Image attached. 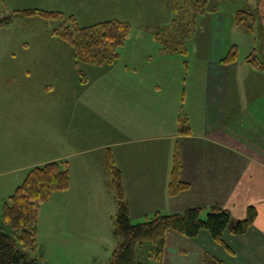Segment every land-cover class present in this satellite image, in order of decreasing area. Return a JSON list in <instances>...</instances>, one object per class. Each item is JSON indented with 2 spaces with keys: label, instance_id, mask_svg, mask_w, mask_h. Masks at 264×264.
Wrapping results in <instances>:
<instances>
[{
  "label": "rangeland",
  "instance_id": "1",
  "mask_svg": "<svg viewBox=\"0 0 264 264\" xmlns=\"http://www.w3.org/2000/svg\"><path fill=\"white\" fill-rule=\"evenodd\" d=\"M255 5L264 29V0H0V17L14 11L39 9L60 12L64 16L73 15L80 26L107 20L124 21L130 26L129 35L119 47V58L114 63L98 66L80 62L76 65L71 48L52 35L59 20L17 13L9 24L0 27V72H27L28 81L32 83L28 86L30 94H27L31 98L33 88H42L47 83L54 88H62L67 102L73 105L70 117L65 118V125H70V136L78 137L80 142L88 138V147H95L98 144H94L90 135L97 134L98 140L101 139L99 142H105L109 139L111 126L119 128L124 121L118 115L121 105L133 104L135 109L141 105L142 110L155 113L157 106L164 104L167 127L171 122L168 116L173 112L169 109L177 104L184 91L186 107L191 104L195 114L205 110L208 97L192 84L204 82L198 77L207 71L205 59L210 53L212 31L220 32L213 40L224 41L225 47L229 42L237 43L239 50L235 67L244 68L239 73L231 70L229 95L224 101L242 104L262 95L264 83L252 78L262 72L252 71L245 63V57L257 45L253 43L250 32L234 23L238 9H249ZM57 95H54L55 100ZM11 97L13 101V94ZM189 112L192 111L189 109ZM154 116L156 120L157 112ZM146 118V121L151 119ZM31 121V125L16 128V132L33 136V118ZM144 125L138 122L130 125L133 133L140 132L136 137L143 135ZM149 127L151 124L145 129L149 130ZM171 142L172 139L146 138L122 146L117 154L145 153L143 157L147 162H155L160 168H165L171 156ZM57 153L67 155V152L55 149L48 159L56 157ZM112 154L117 155L115 149ZM87 155V161L83 160V171H76V177L82 183L91 179L97 189L103 190L104 185L99 187L103 180L100 160H104L105 150L84 156ZM79 159L71 162L76 163ZM137 164L142 163L139 160ZM5 193L0 192V195ZM58 197L60 195H54L51 201L40 206L41 223L33 256L39 259L40 264H109L116 243L113 234L115 216L109 214L115 201L113 195L110 203H105L104 198L92 206L83 204L76 208H73L76 203L67 200L65 205L62 202L58 204L57 201L62 200ZM3 203L0 201V222ZM103 204L110 212L100 207ZM147 218L137 217L131 222L141 223ZM3 230L10 231L7 226ZM149 247V242L141 245L137 260L142 264H160L149 258Z\"/></svg>",
  "mask_w": 264,
  "mask_h": 264
},
{
  "label": "crops",
  "instance_id": "2",
  "mask_svg": "<svg viewBox=\"0 0 264 264\" xmlns=\"http://www.w3.org/2000/svg\"><path fill=\"white\" fill-rule=\"evenodd\" d=\"M216 33L220 34L219 31L211 33L210 53L205 59L207 71L198 77L204 82L192 84L193 88L202 89L208 97L206 103L204 102L205 110L195 114V108L191 104L186 107L184 91L177 104L169 109L173 110V119L171 120L169 114L171 122L167 127L164 104L157 106L156 120L153 119L156 112L142 110L141 105L137 109L133 104L121 105L118 115L124 121L119 124V128L111 126L109 139L105 142H99L101 139L98 140L97 134H93V137L90 135L95 141L94 144H98L95 147H88V138L80 142L78 137L70 136V125H65V118L70 117L73 105L67 102L62 88L60 90L47 83L42 88H33L31 98L28 96V86L32 83L28 81L27 72H0V192H6V195H0V201L7 199L31 168L53 160H65L70 174L69 187L67 190L53 193L48 201H51L54 195H60L58 198L62 200L57 201L58 204L62 202L65 205L67 200L76 203L73 208L83 204L92 206L99 203L98 199L104 198L105 203H110V175L102 159L100 169H103V180L99 187L104 185L103 190L97 189L91 179L82 183L76 177V171H83V160L87 161L85 159L88 155H84L106 148L111 151L115 149L117 154L122 146L146 138L172 139L173 142L169 144L171 156L165 168H160L155 162H147L143 157L145 153L114 154L123 176L124 195L130 219L147 218L156 211L163 214L179 213L192 206L207 209L215 204L227 209L233 221L243 220L249 206L255 207L257 214L245 233L233 234L228 229L225 230L222 244L215 242L206 231H201L195 238L185 237L172 230L167 231L160 264H203L205 253L225 264H264V89L260 88L262 95L251 102H225L229 95L231 70L239 73L244 68H236V61L228 64L220 61L231 46L236 45L238 50L239 47L237 43L229 42L225 47L224 41H214ZM253 41L257 45L253 50L256 49L258 58L264 63V40L262 38L260 42L255 39ZM252 69L262 72L252 78L261 84L264 83V71ZM55 94H58L57 100L54 98ZM189 109L192 112H189ZM146 117L151 119L146 121ZM32 118L33 136L16 132V128L31 125ZM109 122L111 123V119ZM135 122L145 124L141 137H136L140 132H132L130 125ZM150 124V129L146 130V126ZM55 149H61L67 152V155L57 153L56 157L48 159ZM175 151L178 152L181 162L179 178L188 183L189 187L171 196L169 182ZM69 152L71 153L68 154ZM76 158L80 159L76 163L71 162ZM139 160L141 165L137 164ZM115 203L114 201L115 206L113 205L109 214L116 217L118 209ZM102 206L110 212L107 205H100ZM41 211L40 208L37 238Z\"/></svg>",
  "mask_w": 264,
  "mask_h": 264
},
{
  "label": "trees",
  "instance_id": "3",
  "mask_svg": "<svg viewBox=\"0 0 264 264\" xmlns=\"http://www.w3.org/2000/svg\"><path fill=\"white\" fill-rule=\"evenodd\" d=\"M17 13L36 14L44 18L59 20L52 35L66 43L72 52L74 63L110 65L119 58L118 49L129 35V24L119 20H107L88 26H80L73 15L64 16L60 12L39 9L14 11L0 17V27L9 24ZM256 5L238 9L234 15L236 27H242L254 35L255 41H262L263 29ZM238 48L231 46L221 58L224 64L237 61ZM245 61L254 69L264 71V63L258 58L256 49L246 56ZM184 120V119H183ZM109 171L108 187L117 204V214L113 234L116 240L109 264H141L137 260L139 247L149 242L148 256L160 263L165 247V235L169 230L185 237L195 238L206 231L217 243L222 244L225 230L233 234L245 233L253 223L257 211L249 206L243 220L233 221L230 212L213 205L207 209L199 206L188 207L182 212L163 214L154 212L141 223H132L129 207L125 200L123 176L110 148L105 149L103 160ZM181 162L177 151L173 154V165L169 182V195L174 196L188 189V183L179 178ZM70 174L65 160H53L31 168L22 182L7 197L2 206L0 222V264H40L33 252L37 249V222L40 206L53 193L67 190ZM203 213H206L203 218ZM6 225H5V224ZM9 227L10 231L3 229ZM203 264H225L205 253Z\"/></svg>",
  "mask_w": 264,
  "mask_h": 264
}]
</instances>
